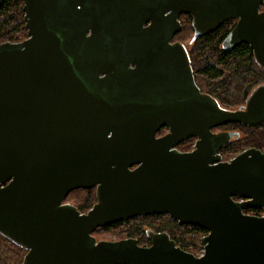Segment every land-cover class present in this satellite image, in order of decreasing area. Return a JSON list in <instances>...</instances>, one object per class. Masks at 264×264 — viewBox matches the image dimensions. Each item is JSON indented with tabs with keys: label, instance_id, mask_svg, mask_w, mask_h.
Segmentation results:
<instances>
[{
	"label": "water",
	"instance_id": "obj_1",
	"mask_svg": "<svg viewBox=\"0 0 264 264\" xmlns=\"http://www.w3.org/2000/svg\"><path fill=\"white\" fill-rule=\"evenodd\" d=\"M21 1L28 36L0 44V235L21 264H264V215L244 213L264 210V149L223 161L238 133L212 131L264 123V83L221 108L172 42L181 14L194 38L236 20L222 46L264 69V0ZM78 189L95 190L86 213L65 203ZM150 215L205 230L203 254L92 235Z\"/></svg>",
	"mask_w": 264,
	"mask_h": 264
},
{
	"label": "trees",
	"instance_id": "obj_2",
	"mask_svg": "<svg viewBox=\"0 0 264 264\" xmlns=\"http://www.w3.org/2000/svg\"><path fill=\"white\" fill-rule=\"evenodd\" d=\"M22 5L21 0H6L1 5L0 43L21 42L27 38ZM180 24L181 30L175 35L174 40L184 45L188 42L186 50L195 83L200 91L212 96L221 108L235 110L242 106L250 92L256 86L264 83V69L255 63L248 45L241 44L234 49H226L222 46L232 22H226L217 30L197 38L193 36L190 16H182ZM217 129L238 133V137H233L230 143L221 149L220 155L223 161H229L249 148L264 149V123L254 127L231 123ZM163 130H160L157 136H160ZM194 141L195 138L188 139L177 147L182 150H190ZM65 203H69L79 212L85 213L95 203V190H74L68 194ZM140 218L100 228L92 234L97 236L100 230L113 232L124 226L125 230L121 233H124L127 238L139 237L138 244L141 245L149 240L146 236V229H163L176 242V245L183 249L199 245L200 237L194 236L197 234L196 231H203L199 228H194L195 231L178 229L168 224H156L151 220ZM25 254V250L0 235V264H21Z\"/></svg>",
	"mask_w": 264,
	"mask_h": 264
},
{
	"label": "flooded vegetation",
	"instance_id": "obj_3",
	"mask_svg": "<svg viewBox=\"0 0 264 264\" xmlns=\"http://www.w3.org/2000/svg\"><path fill=\"white\" fill-rule=\"evenodd\" d=\"M6 1V0H5ZM4 1V2H5ZM3 2V3H4ZM260 10L262 11V10H264V5L262 6V7H260ZM182 16H184V14H181L179 17H178V21H179V23H181V17ZM189 16V15H188ZM229 22V21H228ZM230 22H232V25H231V28H230V30H229V32H228V34L225 36V38H224V40H223V42L226 40V38L228 37V35H229V33H230V31L233 29V27L235 26V24H236V20H231ZM180 26H181V24H180ZM180 30H181V28H180ZM180 32V31H179ZM178 32V33H179ZM177 33V34H178ZM176 35V34H175ZM175 35H174V37H175ZM193 36H194V31H193ZM205 36V35H204ZM174 37H173V39H172V42H179V41H175L174 40ZM2 43H5V42H2ZM12 43V42H11ZM15 43H17V42H15ZM180 43V42H179ZM1 44V43H0ZM184 45V44H183ZM185 46V45H184ZM237 47V46H236ZM186 48V47H185ZM235 48V47H234ZM234 48H231V49H234ZM206 94V93H205ZM209 95V94H208ZM212 97V96H211ZM213 132H220V131H229V130H226V129H217V128H215V129H213L212 130ZM167 132V130L166 129H164L163 130V133L160 135V136H162L163 134H165ZM194 143H195V141H194ZM181 144V143H180ZM193 146H194V144L192 145V148L190 149V150H182V148H178L177 146H176V149L178 150V151H180V152H189V151H191L192 149H193ZM247 210H245L244 211V213L245 214H249V215H256V216H263L264 215V210H256V211H250V212H246ZM86 213V212H85ZM138 218H140V217H138ZM140 219H148V220H151L152 222H154V223H156V224H168L169 226H171V227H174V228H178V229H188V230H190V231H195V229L194 228H196V227H193V226H187V225H182V226H179L178 224H177V222L175 221V220H172L169 216H167V215H150V216H145L144 218L142 217V218H140ZM202 230V229H201ZM147 231H152L153 233H166L167 234V232H165L163 229H157V230H149V229H146V233H147ZM197 232V231H196ZM197 233H201V235H200V240L205 236V235H207V232L205 231V230H203V231H198ZM93 235V234H92ZM149 239V238H148ZM200 240H199V247H200V249H201V251L202 252H200V253H193V252H191V251H188V250H186V249H183V248H181L182 250H184V251H186V252H188V253H191V254H193L194 256H196V257H199V256H201L202 254H203V248H202V246L200 245ZM99 241V240H98ZM105 241H109V240H105ZM137 243H138V241H137ZM150 245V239L148 240V241H146V242H144L143 244H141L140 246H143V247H147V246H149ZM179 247V246H178Z\"/></svg>",
	"mask_w": 264,
	"mask_h": 264
},
{
	"label": "rangeland",
	"instance_id": "obj_4",
	"mask_svg": "<svg viewBox=\"0 0 264 264\" xmlns=\"http://www.w3.org/2000/svg\"><path fill=\"white\" fill-rule=\"evenodd\" d=\"M185 47H188V42H186ZM191 148H192V146H191ZM123 223H125V222H123ZM124 230H125V227L124 226L123 227L121 226L120 229H116L113 232H111V231H109V232H102V230H100L99 231V234H97V236H94V235L93 236L96 238L97 241L98 240L99 241L100 240H104V241L105 240L117 241V240H121V239H126L127 238L124 233H121V231H124ZM186 231H188V230H186ZM200 235H201V233H197L194 236L195 237H200ZM134 239H136L138 241L139 240V237H136ZM194 239L197 240L196 238H194ZM186 250L191 251L193 253H200V252H202L201 249H200V247H199V245L198 246H196V245H194V246H188V247H186Z\"/></svg>",
	"mask_w": 264,
	"mask_h": 264
}]
</instances>
